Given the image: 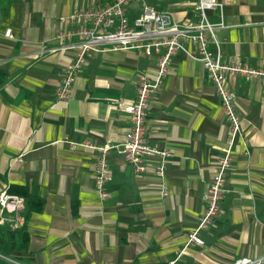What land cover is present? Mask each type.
Segmentation results:
<instances>
[{"label":"crops","instance_id":"1","mask_svg":"<svg viewBox=\"0 0 264 264\" xmlns=\"http://www.w3.org/2000/svg\"><path fill=\"white\" fill-rule=\"evenodd\" d=\"M107 1L0 0V191L20 186L41 199L30 212L23 200L21 223L15 212L1 211V226L27 234L26 249L3 264H230L263 256L264 85L256 79L226 81L245 144H233L218 215L199 232L203 244L184 245L229 131L202 64L182 51L172 55L146 111L147 142L169 152L163 178L151 171L156 155H145V170L136 174L112 149L107 194L98 196L96 152L81 143L123 141L129 121L117 106L132 102L137 74L152 76L156 65V55L138 49L91 50L68 97L54 98L73 55L58 49L60 17ZM195 1L142 0L174 23L195 19ZM217 1L206 18L222 25L208 48L217 43L221 60L264 68V0ZM139 6L127 4L128 20Z\"/></svg>","mask_w":264,"mask_h":264},{"label":"built area","instance_id":"2","mask_svg":"<svg viewBox=\"0 0 264 264\" xmlns=\"http://www.w3.org/2000/svg\"><path fill=\"white\" fill-rule=\"evenodd\" d=\"M131 1L140 2L139 13L135 18L128 20L125 9ZM220 6L217 0H196L195 19L174 23L168 12L147 6L142 0H110L95 7L74 8L69 14L60 17L64 28L55 35L60 43L59 50L73 51L71 59L61 71L54 90L55 99L68 97L73 80L81 71L91 50L138 49L146 56L156 55V65L152 76L146 73L137 74L134 99L129 104L117 106L119 110L127 114L129 121L123 141L119 145L111 143L93 145L87 141L81 143L96 152L92 179L93 187L101 198L107 194L106 185L110 180L107 154L112 149L121 154L136 174L145 170L143 161L145 155H156L158 160L152 165L151 171L157 178H163L169 152L165 148L159 149L150 145L146 139V111L151 94L167 73L171 57L176 51H182L187 57L202 64L205 75L212 82L219 98L229 134L226 145L221 149V155L216 158L214 170L203 193V210L196 218L194 227L186 232L185 246L203 244L199 232L211 226L218 215L224 194L226 172L232 160L233 144L237 140L245 144L233 96L226 81L238 77L248 80L256 79L264 85V68L221 60L217 43L214 51L208 48L210 42L215 43L214 27L222 24L221 22L209 23L206 11ZM3 35L9 37L10 29H5ZM74 36L78 38L76 41L71 40ZM189 46L192 50L188 49ZM71 145L75 146L76 143ZM160 194H166L164 186L161 187ZM22 203L21 196L10 194L6 188L0 191V213L5 209L18 215ZM18 219L21 223L22 217L18 215ZM1 257L10 261L9 256ZM263 260L264 255L255 258L239 257L230 264H262Z\"/></svg>","mask_w":264,"mask_h":264},{"label":"trees","instance_id":"3","mask_svg":"<svg viewBox=\"0 0 264 264\" xmlns=\"http://www.w3.org/2000/svg\"><path fill=\"white\" fill-rule=\"evenodd\" d=\"M10 194L21 196L28 203L27 212L38 211L41 207V199L31 196L23 187H9ZM27 234L24 229L3 227L0 225V264L4 259L1 256H9L13 252H21L26 249Z\"/></svg>","mask_w":264,"mask_h":264}]
</instances>
